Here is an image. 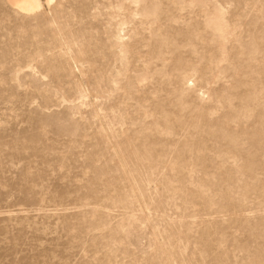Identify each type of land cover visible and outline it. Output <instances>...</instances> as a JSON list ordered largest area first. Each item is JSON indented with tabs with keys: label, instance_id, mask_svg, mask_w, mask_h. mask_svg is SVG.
<instances>
[{
	"label": "rangeland",
	"instance_id": "obj_1",
	"mask_svg": "<svg viewBox=\"0 0 264 264\" xmlns=\"http://www.w3.org/2000/svg\"><path fill=\"white\" fill-rule=\"evenodd\" d=\"M0 0V264H264V0Z\"/></svg>",
	"mask_w": 264,
	"mask_h": 264
},
{
	"label": "bare ground",
	"instance_id": "obj_2",
	"mask_svg": "<svg viewBox=\"0 0 264 264\" xmlns=\"http://www.w3.org/2000/svg\"><path fill=\"white\" fill-rule=\"evenodd\" d=\"M9 1L19 10H21L26 14H32L36 11H39L43 7L42 0H9Z\"/></svg>",
	"mask_w": 264,
	"mask_h": 264
}]
</instances>
